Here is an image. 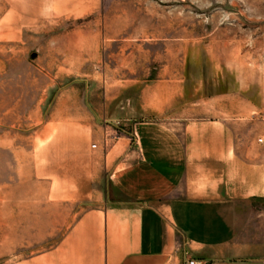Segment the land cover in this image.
Wrapping results in <instances>:
<instances>
[{
    "label": "crops",
    "instance_id": "obj_1",
    "mask_svg": "<svg viewBox=\"0 0 264 264\" xmlns=\"http://www.w3.org/2000/svg\"><path fill=\"white\" fill-rule=\"evenodd\" d=\"M124 1L161 12L173 0ZM30 2L21 0L25 15L34 10ZM94 3L40 0L42 9L52 4L57 11ZM180 7L188 10L187 3ZM150 18L157 27L188 26L160 13ZM186 80L185 72L165 69L151 86L140 79L127 84L143 93L124 114L129 126L121 139L133 138L135 148L122 153L121 168L74 132L63 131L49 145L47 160L34 167L47 176L41 210H21L13 219V235L27 243L41 236L43 245L13 264H171L187 257L200 264H264L262 144L242 136L239 101L184 99ZM111 102L102 114L94 111L101 138L115 131L107 119ZM227 107L233 118L223 116Z\"/></svg>",
    "mask_w": 264,
    "mask_h": 264
},
{
    "label": "rangeland",
    "instance_id": "obj_2",
    "mask_svg": "<svg viewBox=\"0 0 264 264\" xmlns=\"http://www.w3.org/2000/svg\"><path fill=\"white\" fill-rule=\"evenodd\" d=\"M30 1L34 10L25 15L21 0H0V264L43 245L41 236L27 243L13 235V219L41 210L47 176L34 167L63 131L82 142L88 137L94 153L123 167L121 155L135 148L133 138L121 139L129 126L124 114L143 93L127 84L151 86L165 69L185 72L184 99L239 101L242 136L264 137V0H173L161 12L124 0L62 11ZM158 13L188 26L157 27L150 17ZM106 102L115 131L101 138L93 116Z\"/></svg>",
    "mask_w": 264,
    "mask_h": 264
},
{
    "label": "built area",
    "instance_id": "obj_3",
    "mask_svg": "<svg viewBox=\"0 0 264 264\" xmlns=\"http://www.w3.org/2000/svg\"><path fill=\"white\" fill-rule=\"evenodd\" d=\"M258 141L260 143H263L264 142V137H260L258 139ZM93 147L96 148L97 147V144H93ZM171 264H200L199 261L196 259V258H193V257H187L185 258L182 262L180 263H171Z\"/></svg>",
    "mask_w": 264,
    "mask_h": 264
}]
</instances>
